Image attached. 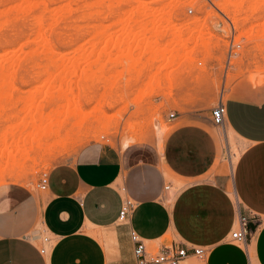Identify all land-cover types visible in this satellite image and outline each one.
<instances>
[{
	"label": "rangeland",
	"instance_id": "rangeland-1",
	"mask_svg": "<svg viewBox=\"0 0 264 264\" xmlns=\"http://www.w3.org/2000/svg\"><path fill=\"white\" fill-rule=\"evenodd\" d=\"M0 1V64L12 63L8 69L15 73L14 80L6 81L4 86L0 84V174L4 173L10 156L29 155L36 160L42 154L44 141L33 137L32 129L26 131L30 132L27 136L31 138L23 132L29 141L18 136L22 125L40 124L39 121L47 120L50 115V120L53 117L62 121L81 112L90 116L105 109L107 117L112 120L124 112L120 123L108 133H96V138L94 132V135L89 132L80 142L69 146L62 154L46 159V162L37 160L36 165L29 162L25 168L17 169L19 171L8 170L5 176L0 175V186L19 184L37 195L48 191L38 188L42 176L49 178L54 169L66 162L117 159L127 165L152 160L168 128L188 122L202 126L214 138L219 136L222 142L220 158L225 164L229 161L233 165L236 163L243 146L229 127L213 125L211 109L222 92L226 101L230 95L245 97L243 90L248 85L252 89L264 85V0H212L232 23L233 35L228 22L200 0H136L129 6L124 0H118L123 3L120 7L117 5L118 8L115 5L117 0H28L37 3L32 4V8H27L28 3L24 5L26 0ZM125 1L128 3L129 0ZM66 4L70 5L68 9ZM189 7L194 9L191 17L186 13ZM138 9L154 12L136 19L141 22V27L135 26L131 17L117 25L116 20L122 12L134 14ZM42 13L44 35L51 42L53 51L58 56L62 54L60 64L63 67L58 62H50L51 57H48L51 54L46 49H33L35 31L39 30L35 18ZM165 17H172V21H163ZM232 38L234 54L228 66V47ZM29 50L33 52L28 55ZM74 59L79 61L77 71L69 67ZM169 80L173 85L170 86ZM71 89L75 95L68 97ZM78 89L82 90V95ZM29 91L36 95L25 102L23 97L28 96ZM61 94L66 100L52 110L50 101ZM132 99L137 102L139 99L138 106ZM171 113L175 114L174 119L169 118ZM49 118L47 124L51 123ZM128 122L139 124L134 131L139 136L137 139H132L136 137L134 133L126 131ZM46 123L40 124L41 129ZM54 129L55 126L50 131ZM60 134L59 141L66 142L67 134ZM7 136L18 137L21 146L18 147V142L11 143V139L5 143ZM22 139L25 145L20 144ZM165 185H171L167 193L171 203L181 184L168 177ZM38 227L42 229L40 224ZM41 236L49 240L45 244L48 254L54 243L53 236L46 232H41ZM99 237L105 247L112 245L110 235L101 233ZM231 244L244 248L238 243ZM193 260L195 264L201 263L196 258Z\"/></svg>",
	"mask_w": 264,
	"mask_h": 264
},
{
	"label": "crops",
	"instance_id": "crops-1",
	"mask_svg": "<svg viewBox=\"0 0 264 264\" xmlns=\"http://www.w3.org/2000/svg\"><path fill=\"white\" fill-rule=\"evenodd\" d=\"M243 92L225 103L226 129L243 146L234 165L220 158L219 136L188 122L168 128L152 160L66 162L37 195L0 186V264H138L130 232L150 249L202 247V264H264V85ZM168 177L181 184L171 203ZM127 200L131 213L121 223ZM239 216L250 219L247 249L229 241ZM41 232L54 240L46 255ZM94 233L110 235L112 245ZM193 259L189 252L181 264Z\"/></svg>",
	"mask_w": 264,
	"mask_h": 264
},
{
	"label": "bare ground",
	"instance_id": "bare-ground-1",
	"mask_svg": "<svg viewBox=\"0 0 264 264\" xmlns=\"http://www.w3.org/2000/svg\"><path fill=\"white\" fill-rule=\"evenodd\" d=\"M26 1H28V0H26ZM26 1H24V5H26L27 3L29 4H27V8H32L33 7V5H35V4H37L36 2L33 4V2L32 1H30L31 2V4H30V2L28 1V2H26ZM61 1V0H60ZM118 1V0H117ZM128 1V0H127ZM136 0H129L128 1V3L124 0V3H126V4H128L127 6H129V5H131V3L132 2H135ZM1 2V1H0ZM26 2V3H25ZM42 3V2H41ZM122 2H119L118 1V3L116 2V7H117V5L120 7V5H123V3L121 4ZM224 3H226L225 1H224ZM253 3V2H252ZM23 4V3H22ZM22 4H20L19 6L21 7L22 6ZM33 4V5H32ZM45 5H46V3H44ZM68 4V3H67ZM67 4L65 5V7H66V9H68L67 7H69L70 5H68L67 6ZM89 4V3H88ZM23 5V6H24ZM32 5V7H30ZM111 5H113V4H111ZM110 5V6H111ZM227 5V4H226ZM26 7V6H25ZM35 7H38V6H35ZM34 7V8H35ZM47 7V6H46ZM113 7V6H112ZM136 7V6H135ZM233 7H235V6H233ZM24 8V7H23ZM63 8V7H62ZM109 8V7H108ZM118 8V7H117ZM133 8V7H132ZM236 8H238V7H236ZM58 9H60L59 7H58ZM14 10V9H13ZM21 10H24V9H21ZM26 10V9H25ZM62 10H64V8L62 9ZM72 10H74V9H72ZM32 11V10H31ZM44 11V10H43ZM61 11V10H60ZM69 11H70V13H69ZM69 11H64L65 13H69V15H71V10L69 9ZM162 11H163V9H162ZM47 12V11H46ZM53 12V11H52ZM128 12H129V10H128ZM131 12V11H130ZM130 12L129 13H127L126 11L125 12H122L121 13V15L118 17V19L116 20L117 21V25H119V24H122L124 21H126L125 19H127V17L128 18H134V22L132 21V23L135 25V26H140L141 27V22H139V21H137L136 19H138V17H140V16H147V15H149V14H147V13H150L148 10L146 11V9H138L137 11H135V13L134 14H130ZM154 12V11H153ZM152 12V13H153ZM234 12H235V10H234ZM58 13V12H57ZM61 13V12H60ZM152 13H150V14H152ZM9 14V13H8ZM7 14V15H8ZM30 14V13H29ZM123 14V15H122ZM130 14V15H129ZM25 15V14H24ZM26 15H27V13H26ZM25 15V16H26ZM50 15H52V13L50 14ZM54 15V14H53ZM52 15V16H53ZM55 15H57V14H55ZM54 15V16H55ZM131 15H134V16H131ZM40 16V15H39ZM58 16V15H57ZM60 16V15H59ZM68 15H66V17H67ZM6 17V16H5ZM167 17V16H166ZM164 18L163 19V21H172V17H168V18ZM55 19H57L56 17H54ZM33 20H34V18H33ZM52 20V19H51ZM61 20V19H60ZM1 21V20H0ZM37 21V22H36ZM74 21V20H73ZM35 22H36V24L37 25H39V26H37L36 25V27H39V30H37V31H35V39H34V41L32 42L33 43V45L35 46V48L33 47V49H37V48H44V49H46L45 51L46 52H48L49 54H51V56H49L48 58H50V62L52 63V64H57V62L60 64V63H62V62H60L61 60V58H60V56L62 55H60V56H58L54 51H53V47H52V45H51V42L49 41V39H47L46 38V36L44 35V32H43V30H44V28H43V23H44V14L42 13V15L40 16V17H38L37 19L35 18ZM60 22V21H59ZM70 22V21H69ZM58 24V23H57ZM47 25V24H46ZM134 25H132V26H134ZM9 26V25H8ZM131 26V27H132ZM47 27V26H46ZM78 27V26H77ZM91 27V26H90ZM93 27V26H92ZM131 27L129 28V29H131ZM5 28V27H4ZM134 28H136L137 29V27H134ZM38 29V28H37ZM133 29V28H132ZM195 29H198L197 27L195 28ZM194 29V30H195ZM14 30V29H13ZM47 30V29H46ZM76 30V29H75ZM97 33H98V31H97ZM101 33V32H100ZM103 36V35H102ZM101 36V37H102ZM95 37V36H94ZM104 38V37H103ZM44 39H45V42H44ZM30 46V45H29ZM32 49V50H33ZM81 50V49H80ZM39 51V50H38ZM41 51V50H40ZM45 51H43V52H45ZM33 52V51H32ZM32 52H30V50H29V52H26V54H28L29 55V53L31 54ZM42 52V53H43ZM45 52V53H46ZM81 52V51H80ZM44 54V53H43ZM60 54V53H59ZM105 54V53H104ZM32 55H35L34 53L32 54ZM37 55H39V53L37 54ZM107 55V54H106ZM105 55V56H106ZM45 56V55H44ZM55 56V57H54ZM92 56V55H91ZM104 56V57H105ZM30 57H31V55H30ZM39 57V56H38ZM46 57V56H45ZM77 57H79V56H77ZM48 58H47V60H48ZM80 58V57H79ZM108 58V57H107ZM40 59H42V58H40ZM109 59V58H108ZM80 60V59H79ZM107 60V59H106ZM111 60V59H110ZM98 61V60H97ZM109 61V60H108ZM108 61H106V62H108ZM237 61H239V60H237ZM24 62V61H23ZM103 62V61H102ZM95 63V62H94ZM105 63V62H104ZM11 64L12 63H8V62H3V63H1L0 64V84L2 85V86H4V85H6L7 83H6V81H8L9 82V80L11 79V78H13L12 80H14V72H10V70L8 69V68H11L10 66H11ZM23 64H25V63H23ZM35 64V63H34ZM78 64H79V61H78V59H74L71 63H70V65L71 66H69V67H72L74 70L76 69V71H77V66H78ZM96 64V63H95ZM61 65V64H60ZM60 65H58L59 66V68H60V70H61V67H60ZM57 66V67H58ZM62 66V65H61ZM95 66V65H94ZM102 66H103V64H102ZM105 66V65H104ZM63 67V66H62ZM67 68H68V66H66ZM65 67V68H66ZM41 68V67H40ZM67 68H66V70H67ZM13 69V68H12ZM96 69V68H95ZM100 69H101V67H100ZM58 70V69H57ZM65 70V69H64ZM101 70H103V69H101ZM62 71V70H61ZM70 71V70H69ZM68 71V72H69ZM92 72H94V71H92ZM96 72H98L97 70H96ZM99 72H100V70H99ZM17 73V72H16ZM64 73V72H63ZM18 74V73H17ZM39 74V73H38ZM61 74V73H60ZM53 75V74H52ZM63 75V74H62ZM51 76V75H50ZM138 76V75H137ZM95 77V76H94ZM48 78V77H47ZM103 78V77H102ZM101 78V79H102ZM46 79V78H45ZM49 79H50V77H49ZM84 79V78H83ZM87 79V78H86ZM107 79V78H106ZM114 79V78H113ZM226 80H227V77H226ZM99 81V80H98ZM85 82V81H84ZM167 81H165L164 83H166ZM169 83H171L170 84V86L171 85H173V82H170V80L168 81ZM5 83V84H4ZM98 83V82H97ZM154 83H155V81H154ZM169 83H167V84H169ZM12 84H13V82H12ZM1 86V87H2ZM14 86V85H13ZM162 86V85H161ZM161 86L158 88V89H160L161 88ZM165 88V87H164ZM15 89H17V88H15ZM227 88H226V86H224V90H226ZM77 90V89H76ZM147 90V89H146ZM17 91H18V89H17ZM21 92V91H20ZM30 92V94L28 95V96H24L23 97V100L25 101V102H29L32 98H33V95H36V94H32V92L31 91H29ZM78 92L80 93V95H82V90L80 89V91H79V89H78ZM17 93V92H16ZM85 93V92H84ZM40 94V93H39ZM75 95V91H74V89H71V91H69V95H68V97L69 96H72V95ZM12 95V94H11ZM65 95H67V94H65ZM139 97H143V96H139ZM64 100H66V97H64L62 94L61 95H59V97H54L53 98V100L52 101H50V104H51V106L53 107L52 108V110H54L55 108H58L60 105H61V103L62 102H64ZM133 100V99H132ZM138 100V102H139V99H137ZM133 101H135V100H133ZM138 102L137 101H135L133 104H135V105H137L138 106ZM144 103V102H143ZM49 104V105H50ZM48 105V106H49ZM5 106V105H4ZM3 106V107H4ZM55 106V107H54ZM3 109V108H2ZM4 112H5V110H4ZM123 113L124 112H122V113H120L119 115H117L115 118H112V120L111 119H109L108 117H107V115H106V109H105V111H98L95 115H90V116H87V115H85V113H83V112H81L80 114H78L77 116H73V117H67V118H64L62 121H63V124L61 123L62 121H60V120H54L53 119V117L51 118V120H50V116L48 117L49 118V120L51 121V123L49 122L48 124L46 123L47 122V120H48V118H47V120H45L44 121V119L42 120V122L44 121V123H46L47 125H44V128L42 127V129H41V125H43L44 123H42L41 121H39L40 122V124L38 123V122H36L35 124L34 123H29L28 125L29 126H27V124H25V126L26 127H24V125H22V129H18L19 131H20V135H18L19 137H21V136H23L24 134H25V132L28 130V131H30L31 129V134L34 132V136H33V134H32V136L33 137H35L36 139H37V137L38 138H41L40 140H42V141H44V145H43V147H42V154H41V156L38 158V159H36V160H33V159H31V157L29 156V155H22L21 157H17V158H14L13 156H10L9 157V162H7V167H6V169H5V171H4V173H1L2 174V177L3 176H5V173L7 174V171L9 170H11V171H16L17 169H22V168H25L26 167V165L29 163V162H33V165L35 164H37V160H42V161H44V162H46L47 160L46 159H48V158H51L52 156H54V155H56V154H62L63 152H65L66 151V149L70 146V147H72V145L73 144H76V142H78L82 137H86V135L89 133V132H94L95 133V135H94V133H93V135H94V137L97 135L96 133H108L111 129H113V128H115L119 123H120V121H121V119L123 118ZM53 119V120H52ZM65 120H67L65 123H64V121ZM35 122V121H34ZM56 122V123H55ZM60 122V123H59ZM142 123V122H141ZM34 124V125H33ZM38 124V125H37ZM50 124V125H49ZM51 124L52 125H54L55 126V128L56 129H54V130H52V131H50V128H53L52 126H51ZM62 124V125H61ZM138 123H136V122H128L127 123V126H126V131L127 132H131V133H134V131L137 129V127H138ZM48 126H51L50 128H48ZM145 126H146V124H145ZM40 127V128H39ZM24 128V129H23ZM25 128H27V129H25ZM225 128H226V126H225ZM40 129L42 130V131H40ZM58 129V130H57ZM22 130H25V131H22ZM39 130V131H38ZM19 131H18V133H19ZM21 131H22V134H21ZM44 131V132H43ZM54 131V132H53ZM138 131V130H137ZM23 132H24V134H23ZM30 132H26V136L27 135H29V133ZM59 132V133H58ZM17 133V134H18ZM28 133V134H27ZM42 133V134H41ZM60 133H65V134H67V141L66 142H60L59 141V138H58V136L59 135H61ZM40 134V135H39ZM62 134V135H63ZM102 134H100V136L102 135ZM38 135V136H37ZM134 135H136V137L134 136V137H132V139L134 138V139H137L139 136L137 135V132H136V134L134 133ZM15 136V135H14ZM14 136L12 137V136H7L6 138H4V141H5V143L6 142H9L10 141V139L12 140L11 141V143H14L15 144V142H18L17 141V139L16 138H18V137H15L14 138ZM17 136V135H16ZM26 136H23L24 138L26 137ZM27 137H30V136H27ZM32 137V138H33ZM88 137V136H87ZM93 136H92V138H94ZM98 136H96V138H97ZM31 138V137H30ZM35 138H33L34 140H35ZM14 139H16L15 141H13ZM26 139V141H29V138H25ZM84 139V138H83ZM86 139V138H85ZM23 140L24 139H22V141L20 142V144H23L24 142H23ZM38 140V139H37ZM82 140V139H81ZM97 140V139H96ZM57 141H59V142H57ZM80 142V141H79ZM26 143H28V142H26ZM18 144V147L19 146H21V145H19V142L17 143ZM24 145H25V143H24ZM23 146V145H22ZM74 146V145H73ZM19 153H21V151H19ZM21 155V154H20ZM12 157V158H11ZM8 161V160H7ZM32 165V166H33ZM47 165V164H46ZM34 168V167H33ZM39 168V167H38ZM40 170H41V168H40ZM39 169H38V172L40 171ZM17 171H19V170H17ZM0 174V175H1ZM18 176H19V174H18ZM5 179V178H4ZM94 236H95V238L97 237L98 239H100V237H99V235L98 234H93ZM103 238V237H102ZM104 239V238H103ZM99 241H101V240H99ZM200 264H202V263H200Z\"/></svg>",
	"mask_w": 264,
	"mask_h": 264
},
{
	"label": "built area",
	"instance_id": "built-area-1",
	"mask_svg": "<svg viewBox=\"0 0 264 264\" xmlns=\"http://www.w3.org/2000/svg\"><path fill=\"white\" fill-rule=\"evenodd\" d=\"M197 2V0H191ZM206 4H209L210 8L213 9L218 15L224 18L230 28L231 34H235V29L229 19L223 14L212 2V0H200ZM205 6V5H204ZM205 9H208L205 7ZM189 17L194 15V9L189 7L186 11ZM199 14H203L199 13ZM230 40V39H229ZM228 47V61L227 65H230L231 58L234 50L233 38L229 41ZM226 101H224L223 92L220 94L216 105L211 109V121L214 126L225 128V115H226ZM170 119L175 118V114L171 113L169 115ZM48 186V177L46 175L42 176L39 181L38 188L41 191L46 190ZM169 186H165L164 190H168ZM132 202L130 200L125 201L120 214L119 221L121 223L126 222L129 214L132 209ZM251 237V227L250 219L246 216H239L235 228L232 230L229 236V241L232 243L241 244L244 248L247 249L248 239ZM130 239L134 243V256L138 264H181V262L189 256V252L192 253V256L197 260L203 261L207 255V250L202 247L186 248L184 246H175V245H166L161 246L155 245L153 248H149L144 240H142L136 233L130 232ZM49 240L46 238L42 239L43 246L40 248V253L42 255L47 254L45 244H48Z\"/></svg>",
	"mask_w": 264,
	"mask_h": 264
}]
</instances>
